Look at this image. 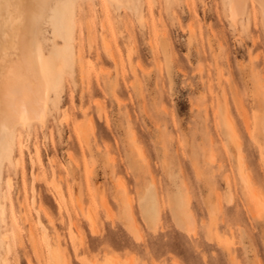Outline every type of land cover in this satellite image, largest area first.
Instances as JSON below:
<instances>
[{
  "label": "rangeland",
  "instance_id": "374dc122",
  "mask_svg": "<svg viewBox=\"0 0 264 264\" xmlns=\"http://www.w3.org/2000/svg\"><path fill=\"white\" fill-rule=\"evenodd\" d=\"M170 1L134 11L78 0L72 73L39 28L63 90L43 122L19 129L21 163L1 168L5 221L16 224L1 229L8 264H50V252L58 264L172 254L191 264L193 245L213 264H264L259 10L241 31L223 0Z\"/></svg>",
  "mask_w": 264,
  "mask_h": 264
},
{
  "label": "bare ground",
  "instance_id": "6f19581e",
  "mask_svg": "<svg viewBox=\"0 0 264 264\" xmlns=\"http://www.w3.org/2000/svg\"><path fill=\"white\" fill-rule=\"evenodd\" d=\"M77 1L50 0L52 7L38 11L36 0H0V52L7 48L9 56L8 70L0 66V175L4 164L15 167L21 163V149L17 138L19 129L29 127L34 121L43 122L49 106L58 105L59 95L63 90L62 74L57 71L53 59L58 60L60 67L69 73H72L76 60L80 59L79 53L74 49ZM107 1L116 9L124 7L134 11L138 4V0ZM262 3L264 0H223L230 26L242 31L250 18L249 7L255 4L264 32ZM226 4L229 6L226 7ZM35 16L42 19L34 23ZM44 23L50 27L52 37L62 43L60 47L51 43L53 59H45L36 45V33ZM15 149L18 153L14 152ZM1 197L4 200L8 198L6 195ZM2 202L0 201V264H8L7 259L1 256L5 252L6 240L1 229L9 226L13 232L16 224L12 213L10 223L5 221V205ZM29 234L32 235L31 232ZM49 261L50 264H58L52 252Z\"/></svg>",
  "mask_w": 264,
  "mask_h": 264
},
{
  "label": "snow or ice",
  "instance_id": "6c2138e0",
  "mask_svg": "<svg viewBox=\"0 0 264 264\" xmlns=\"http://www.w3.org/2000/svg\"><path fill=\"white\" fill-rule=\"evenodd\" d=\"M229 5L226 4V7ZM52 7L50 0H36V8L38 11H43L48 8ZM262 10H264V3L261 4ZM42 17L35 16L33 18L34 23H38ZM264 39V38H262ZM0 66H3L5 70H8L9 68V56H8V50L7 48L3 49L2 52H0ZM258 66H253V68ZM249 65L243 66L244 74L247 75ZM260 76H261V83L264 84V69H260ZM122 222L127 225L128 219L126 217H122ZM145 222L148 225L149 232L152 231L153 225L157 222V213L156 211H153L151 213V219H149L148 216H145ZM95 234V233H94ZM189 236H191V233L189 232ZM140 239V235L137 234V240ZM193 250L195 254L199 257V259L192 261L191 264H213V261L209 259V256L206 255L199 247H196L193 245ZM148 257H150V254H148ZM97 264H116L113 260L105 259L104 261L100 262L98 261ZM136 264H189V261L183 258H180L179 254H172L170 256H165L162 259H142L137 260Z\"/></svg>",
  "mask_w": 264,
  "mask_h": 264
}]
</instances>
